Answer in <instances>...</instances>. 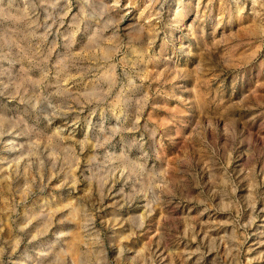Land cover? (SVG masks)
<instances>
[{"label":"rangeland","instance_id":"374dc122","mask_svg":"<svg viewBox=\"0 0 264 264\" xmlns=\"http://www.w3.org/2000/svg\"><path fill=\"white\" fill-rule=\"evenodd\" d=\"M0 264H264V0H0Z\"/></svg>","mask_w":264,"mask_h":264},{"label":"bare ground","instance_id":"6f19581e","mask_svg":"<svg viewBox=\"0 0 264 264\" xmlns=\"http://www.w3.org/2000/svg\"><path fill=\"white\" fill-rule=\"evenodd\" d=\"M72 211H74V209L72 210ZM75 238H76V236L75 235H73ZM71 252V251H70ZM72 253V252H71Z\"/></svg>","mask_w":264,"mask_h":264}]
</instances>
